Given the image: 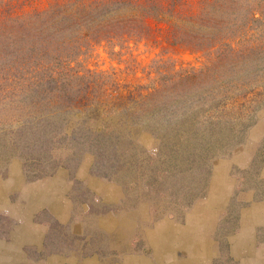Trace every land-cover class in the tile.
<instances>
[{"label":"trees","instance_id":"trees-1","mask_svg":"<svg viewBox=\"0 0 264 264\" xmlns=\"http://www.w3.org/2000/svg\"><path fill=\"white\" fill-rule=\"evenodd\" d=\"M158 25L167 27L169 44L201 66L155 61V88L126 95L109 74L78 71L93 45H116L119 55ZM97 98L102 109L94 113ZM248 99L264 104V0H0V171L19 160L32 183L62 167L76 169L90 155L91 174L123 190L116 204L98 201V215L117 213L131 185L150 211L159 195V221L183 216L205 197L223 146L242 144L218 136L237 124L227 108ZM7 117L19 118L11 126ZM140 132L165 145L159 169H148L152 153L135 146ZM81 186L75 181L72 190Z\"/></svg>","mask_w":264,"mask_h":264},{"label":"rangeland","instance_id":"rangeland-1","mask_svg":"<svg viewBox=\"0 0 264 264\" xmlns=\"http://www.w3.org/2000/svg\"><path fill=\"white\" fill-rule=\"evenodd\" d=\"M150 24L154 27L152 22ZM157 27L159 29L153 32L148 40L127 44L119 55L115 53L119 51L116 45L113 47L107 44L93 45L88 57L78 61V71L89 69L109 74L110 78L107 81L117 83L120 87L119 92L126 95L127 92L138 87L148 86L147 91L155 88L157 81L153 69L156 66H152L155 61H158V64L167 61V68L175 69L201 66L200 58L166 41V26L158 25ZM97 101L98 98L92 102L94 113L102 109V106H98L100 102ZM249 101L248 99L241 105L242 100H240V103H236L233 109L227 108L230 111L226 112L229 115L228 119L237 124L234 125V129L224 127L222 136L218 138L228 141L234 135L237 136L236 141L242 144L230 146L232 144L230 143L228 146H223L224 149L219 152L221 154L224 152L226 155L213 161L212 174L205 197L190 207L183 216L167 217L159 221V195L152 197V202L157 207L150 211L149 202L145 201L144 197H140L142 192L131 185L130 199L128 202L126 200L125 205L117 213L109 211L98 215L96 203L98 201L108 205L118 203L123 197L121 186L92 175L90 171L92 156L90 155H85L76 169L74 167L59 168L54 175L61 174V177L68 182L67 197L71 210L68 212L69 218L66 222L61 221V223L49 213L39 216L37 220L48 227L45 235V238L48 235L46 239L48 246L46 249L43 248L40 254L49 256L50 254L47 253L61 251L63 256L75 255L78 258H84L95 253L93 256L97 258L99 264H123L129 256H146L154 260V255L159 254L160 245L164 252L175 247L177 260H184L182 262L173 261L170 264H192L195 258H200L201 264H237L230 249L229 239L239 229V213L247 205L249 199L245 193L250 192L249 190H257L254 201L257 196L264 195V188L262 189L257 181L264 164V104L258 99L254 103ZM262 107L263 109L259 110ZM7 118L11 126H14L19 117ZM90 124L95 128L99 127L92 121ZM136 143L135 146L138 145L139 148L153 155L152 165L148 169H154V167L159 169V157L156 158V156H159V146H165L159 145V138L156 139L149 133L140 132ZM161 150L162 153L168 152L165 148ZM243 154L251 160L254 159L253 164L247 169L239 168L235 164L232 166L229 164L227 168L223 167L227 176L213 185V166L220 167L227 160L242 159ZM14 165H18L24 175L22 162L15 159L8 164L6 169L0 171V177L4 179L9 168ZM146 172L145 178L151 174L152 170ZM132 180H135L133 175L127 179V181ZM75 181L82 183V186L76 187L73 191ZM257 186H260L259 189ZM218 187H224L223 192L218 190ZM86 189L91 193L86 192ZM221 193L222 197L219 198ZM71 196L74 197V202L71 201ZM13 224L15 221L0 212V238L5 237ZM162 231L165 234L160 236ZM189 233L191 236L187 239ZM261 241H264V231ZM206 243L207 245L201 247ZM154 244H157L158 248H155ZM193 250L194 258L189 257L193 254L191 253ZM207 253L208 258L206 259L204 254L207 255ZM29 254L32 259L43 256L33 249H30ZM163 256L165 261H171V256L167 257L164 254ZM186 257L189 259L185 260Z\"/></svg>","mask_w":264,"mask_h":264},{"label":"crops","instance_id":"crops-1","mask_svg":"<svg viewBox=\"0 0 264 264\" xmlns=\"http://www.w3.org/2000/svg\"><path fill=\"white\" fill-rule=\"evenodd\" d=\"M253 161L254 159L251 160L245 154H243L242 159L235 158L227 160V162L221 161L223 164L220 167L213 166V185L220 179L225 178L224 176H227V172L223 167L227 168L229 164L231 166L235 164L239 168L247 169L253 164ZM260 170L257 181L263 189L264 164ZM259 187L257 186L258 189ZM68 188V182L61 177V174L27 183L18 165L9 168L4 179L0 177V212H3L10 220L15 221L5 237L0 238V264H99L97 258L93 255L78 258L75 255L44 256L40 254L44 248L48 227L37 219L43 213H49L58 222H66L69 218L68 212L71 210V204L67 197ZM218 190L223 192L224 187H218ZM249 191L247 194L245 193L249 197L247 205L239 213V229L229 239L230 249L238 262L237 264H264V241H261V235L264 231V195L257 196L256 201H254L257 190ZM221 197L222 193L219 198ZM189 236H191L190 233L187 239ZM154 245H156L155 248H158L157 244ZM205 245L207 243L201 247ZM30 249L43 256L32 259L29 254ZM159 250V254L154 255V260L146 256H129L123 264H170L173 261H184L177 260L175 247L169 248L168 252H164L159 245ZM191 253L193 254L189 257L194 258V250ZM163 254L167 257L171 256V261H165ZM204 255L206 256L204 258L207 259L208 253ZM195 259L192 264H201L200 258Z\"/></svg>","mask_w":264,"mask_h":264},{"label":"bare ground","instance_id":"bare-ground-1","mask_svg":"<svg viewBox=\"0 0 264 264\" xmlns=\"http://www.w3.org/2000/svg\"><path fill=\"white\" fill-rule=\"evenodd\" d=\"M163 234H165L164 231H162V233H160V236H162ZM169 234V233H168ZM168 237V236H167ZM153 243V242H152ZM175 243V242H174ZM173 244V243H172ZM168 245V244H167ZM151 247V246H150ZM172 247V246H171ZM188 247V246H187ZM169 250V249H168ZM160 251V250H159ZM261 255V254H260ZM187 258V257H186ZM87 263V262H86ZM181 264H185V263H181Z\"/></svg>","mask_w":264,"mask_h":264}]
</instances>
